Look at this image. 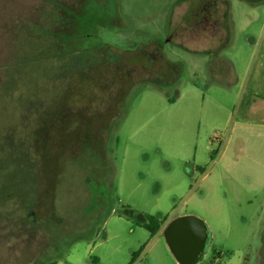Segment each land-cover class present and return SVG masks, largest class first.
<instances>
[{"label":"rangeland","instance_id":"rangeland-1","mask_svg":"<svg viewBox=\"0 0 264 264\" xmlns=\"http://www.w3.org/2000/svg\"><path fill=\"white\" fill-rule=\"evenodd\" d=\"M128 209L264 264V0H0V264H179Z\"/></svg>","mask_w":264,"mask_h":264},{"label":"water","instance_id":"water-1","mask_svg":"<svg viewBox=\"0 0 264 264\" xmlns=\"http://www.w3.org/2000/svg\"><path fill=\"white\" fill-rule=\"evenodd\" d=\"M166 244L179 264H197L210 242L206 223L192 214L177 216L163 229Z\"/></svg>","mask_w":264,"mask_h":264},{"label":"trees","instance_id":"trees-1","mask_svg":"<svg viewBox=\"0 0 264 264\" xmlns=\"http://www.w3.org/2000/svg\"><path fill=\"white\" fill-rule=\"evenodd\" d=\"M254 1H260V0H252V2H254ZM61 116H62V114H60V117ZM46 139H48L47 136H46ZM125 212L129 216H138V218L141 220L140 221L141 224L150 232L151 235L155 234L158 231V229L160 227V224L157 222V220L153 216H151V215H143V214H140V213L136 214L133 210H130V209L125 210ZM136 255H137L136 252L132 253L131 262H133V260L135 259ZM197 264H207V263L199 261Z\"/></svg>","mask_w":264,"mask_h":264},{"label":"crops","instance_id":"crops-1","mask_svg":"<svg viewBox=\"0 0 264 264\" xmlns=\"http://www.w3.org/2000/svg\"><path fill=\"white\" fill-rule=\"evenodd\" d=\"M164 227H165V225L163 226V225H161V223H160V227H159V229H158V231L157 232H162L163 231V229H164ZM156 232V233H157Z\"/></svg>","mask_w":264,"mask_h":264}]
</instances>
